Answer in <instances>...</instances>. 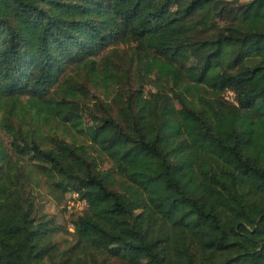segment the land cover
<instances>
[{
  "label": "trees",
  "instance_id": "16d2710c",
  "mask_svg": "<svg viewBox=\"0 0 264 264\" xmlns=\"http://www.w3.org/2000/svg\"><path fill=\"white\" fill-rule=\"evenodd\" d=\"M158 1L0 0V264H264V0ZM115 42L156 91L86 124L66 73L125 84ZM52 120L92 143L43 135ZM33 172L87 202L72 232Z\"/></svg>",
  "mask_w": 264,
  "mask_h": 264
},
{
  "label": "rangeland",
  "instance_id": "374dc122",
  "mask_svg": "<svg viewBox=\"0 0 264 264\" xmlns=\"http://www.w3.org/2000/svg\"><path fill=\"white\" fill-rule=\"evenodd\" d=\"M164 0H159L155 6V10L159 11L162 8ZM231 6H242L249 2L250 0H226ZM155 27H161L164 23H158L155 20L152 21ZM221 30L227 27L225 23H220ZM220 30V31H221ZM118 51L120 56L123 57L115 59L118 62V71L123 73L127 70L128 81L121 85H112L106 87L102 80L94 78L88 72H79L76 69L68 70L66 76L71 78V81L77 88L83 90L81 93V106L82 113L86 124H92L94 119L100 118L105 114V111H109L112 115L115 114L117 108L120 106V102L116 100L115 95L117 93H122L127 95V92H133L136 89L142 88L146 94L156 91L154 88L153 79L140 77L136 71L135 65H131L127 57V54L132 52V47L126 46L120 42H115L105 53L101 55V58L107 53L112 51ZM129 61V62H128ZM64 79H61V84H63ZM59 92V89H57ZM226 98L229 101H234L235 95L233 92L229 91L226 93ZM29 119V118H27ZM37 127L43 135L54 134L64 138L67 141H75L78 143L86 142L88 144L92 143L86 138L85 135L79 132H75L71 129L68 124H63L60 121L52 120L51 123L44 127L43 122L39 121ZM24 128H27L26 126ZM0 136L2 137L4 144L11 147L13 142H16L14 138L5 134V132L0 131ZM20 145V142L17 141ZM92 153L98 161L99 165L103 170L110 171V173L115 174L114 171L117 170V162L114 158L109 156L104 152L98 145L93 144ZM118 177L117 174H115ZM31 181L27 183L28 190L35 199L36 207H40L41 212L54 215L57 218V222L60 224H65L67 228L73 231V221L81 214L85 213L88 205L85 200L79 198L77 191L72 190L69 192H63L57 186H55L45 175L37 172L30 174ZM58 240H68V242H63L62 249H66L68 244L73 240V237L67 233L60 235Z\"/></svg>",
  "mask_w": 264,
  "mask_h": 264
}]
</instances>
